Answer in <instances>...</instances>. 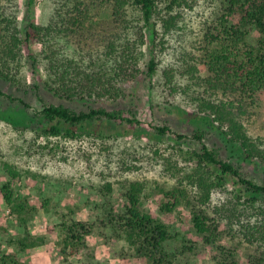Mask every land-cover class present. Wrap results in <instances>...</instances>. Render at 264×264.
<instances>
[{
  "label": "trees",
  "instance_id": "1",
  "mask_svg": "<svg viewBox=\"0 0 264 264\" xmlns=\"http://www.w3.org/2000/svg\"><path fill=\"white\" fill-rule=\"evenodd\" d=\"M36 1H25L22 25L18 0H0V79L17 89L29 87L39 92L43 88L58 99L113 103L124 99L127 83L143 74L140 59L145 44L146 76L152 79L161 68L157 42L177 24L181 16L175 6L180 7L185 0H49L51 12L41 23L35 21ZM201 27L199 64L180 72L189 81L186 88L191 89L197 111L188 112L173 102L185 87L173 81L175 74L170 69H163L162 77L157 78L172 111L194 121L190 139L200 142V146L187 149L192 163L186 175L170 187L160 188L159 211L169 216L179 206L187 209L200 245L211 248L213 264H264V176L256 178L243 164L264 169V121L256 129L264 89V0H220L219 8ZM26 63L39 75L32 84H27L23 72ZM0 97L12 103L0 108L1 119L13 126L33 123V130L46 137L74 139L93 134L106 138L129 133L124 125L144 124L132 108L98 104L76 110L53 103L43 105L36 122L25 110L29 105L22 98L5 93L1 87ZM204 126L225 138L233 152L231 158L224 157L219 146L204 142ZM152 128L155 139L172 131L166 124ZM249 129L256 134L252 136ZM185 136L177 132V140ZM3 166L10 178L1 183L0 192L18 218L21 232L7 239L15 250H0V264H25L16 251L42 245L45 237L34 234L28 225L36 208L15 195L12 183L20 171L8 162ZM118 183L123 198L120 208L112 203V181L104 180L97 187L102 200L95 219H77L78 206L72 203L56 212L62 264H74L71 258L87 248L88 237L97 230L114 245L116 253L135 257L138 264H187L186 253L199 246L191 242L170 248L176 234L160 216L145 208V180L126 177ZM228 185L233 188L224 205L240 223L238 238L222 227L220 212L211 205L212 192ZM48 201L42 200L46 210ZM225 235L237 240L224 244L221 239Z\"/></svg>",
  "mask_w": 264,
  "mask_h": 264
},
{
  "label": "rangeland",
  "instance_id": "2",
  "mask_svg": "<svg viewBox=\"0 0 264 264\" xmlns=\"http://www.w3.org/2000/svg\"><path fill=\"white\" fill-rule=\"evenodd\" d=\"M25 1L18 0L17 13L22 25ZM219 6L220 0H185L180 7L175 6L181 17L177 24L157 42L161 68L157 69L152 79L146 76L148 54L145 44L142 49L145 53L140 59L143 74L136 81L127 83L128 95L116 102L68 101L53 97L43 88L39 92L29 87L17 89L0 79V87L5 93L22 98L29 105L25 110L36 122L37 113L44 104L49 103L63 104L76 110L98 104L110 108L122 107L125 110L132 108L136 110L137 117L144 122L141 127L124 125L129 131L124 135L101 138L93 134H82L72 139L62 135L46 137L38 129L33 130V123L26 127L23 124L13 126L0 118V185L10 178L3 166L4 162H8L21 173L12 183L15 195L27 199L28 203L36 208V211L29 216L28 225L34 234L45 237L42 245L24 252L16 251L17 257L25 264H62L57 246L58 231L55 224L59 218L56 212L64 204L72 203L78 206L77 219H95L100 214L97 204L102 200L97 187L104 180L112 181V203L116 208H120L123 198L119 191L118 180L126 177L145 180L146 188L142 195L145 208L160 216L168 224L171 232L176 234V238L169 245L170 248L172 250L182 248L183 243L188 245L195 242L199 248L194 252L186 253L188 254L186 263L213 264L210 258L211 248L200 245L201 240L195 232L187 209L179 206L169 216H164L159 211V203L163 196L160 188L170 187L186 175L192 163L187 149L200 146V142L190 139L196 127L194 121L186 116L180 117L172 111V105L164 98L157 78L162 77L163 69H170L175 74L173 81L181 84L182 88L185 87V92L178 94L179 97L173 102L188 112L197 111V102L191 97V89L186 88L189 81H186L187 77L180 75V72L186 66L193 67L199 64L197 47L201 36V25ZM51 9L49 0H37L35 21L41 23ZM38 46L35 43L36 50ZM23 67L27 84H32L39 78L37 73L34 74L35 70L30 63H26ZM9 104L12 103L7 98L0 97V108L5 109ZM256 116L257 129L258 124L264 121V89L260 94ZM165 124L169 125L172 131L167 132L162 139L153 138L152 126ZM204 128L207 130L204 142L210 146H219L223 156L231 158L233 152L225 138L217 130H211L209 126ZM177 132L188 137L177 140ZM249 133L252 136L256 134L250 129ZM236 160L237 157L234 156L233 161ZM243 164L256 178L264 176V169L255 170L250 164L246 162ZM232 188L228 185L225 190H214L211 194V205L215 211L220 212L222 227L231 230L229 234H234L238 238L240 223L236 222L232 211L225 206L228 202V191ZM44 198H49L47 210L42 206ZM49 227L55 230L48 231ZM20 232V222L4 202L0 192V250L14 251V247L7 243V239L10 235H17ZM237 238L233 239L225 235L221 242L231 244ZM87 242V248L71 258L74 264L139 263L135 257L120 251L116 253L114 245L107 241L100 230L90 235ZM242 252L243 245L240 248V253Z\"/></svg>",
  "mask_w": 264,
  "mask_h": 264
}]
</instances>
